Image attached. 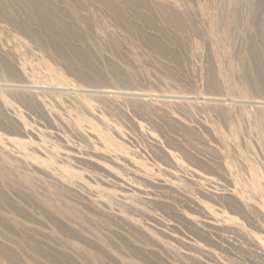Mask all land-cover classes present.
Listing matches in <instances>:
<instances>
[{"label":"rangeland","instance_id":"rangeland-1","mask_svg":"<svg viewBox=\"0 0 264 264\" xmlns=\"http://www.w3.org/2000/svg\"><path fill=\"white\" fill-rule=\"evenodd\" d=\"M41 1L0 0V245L264 264V0Z\"/></svg>","mask_w":264,"mask_h":264},{"label":"bare ground","instance_id":"bare-ground-1","mask_svg":"<svg viewBox=\"0 0 264 264\" xmlns=\"http://www.w3.org/2000/svg\"><path fill=\"white\" fill-rule=\"evenodd\" d=\"M24 2V4H28L30 6V8H32L33 10V13L34 15L42 22H44V24L46 25V27L48 29H50L51 31H55L56 33L58 32L59 30V25L57 24V21L56 19L52 18L50 16L51 19L47 20V18H49V14L45 11V9L42 8V5H41V0H22ZM128 3L130 4H135V2H138L139 0H126ZM157 1V0H156ZM142 2V1H140ZM148 4V3H147ZM140 5V4H138ZM189 7V6H188ZM221 7V6H220ZM231 7V6H230ZM115 8V7H114ZM117 8V7H116ZM239 9V8H238ZM19 11V10H18ZM171 12V11H170ZM227 12V11H226ZM32 13V14H33ZM169 13V12H168ZM237 13V12H236ZM168 16V15H167ZM172 16V15H171ZM8 17V16H7ZM170 17V16H168ZM235 17V16H234ZM245 18V17H244ZM170 19V18H169ZM178 19V18H177ZM49 31V30H48ZM36 33V32H35ZM51 33V32H50ZM38 34V33H37ZM53 34V33H52ZM58 49V48H57ZM255 57V56H253ZM260 63V62H259ZM233 64V63H232ZM262 65V64H260ZM254 66V65H253ZM260 67V66H259ZM263 67V66H262ZM238 70V69H237ZM211 72V71H210ZM211 74V73H210ZM214 75V74H213ZM211 77V76H210ZM254 77V76H253ZM260 77V76H259ZM256 79V78H255ZM260 79V78H259ZM259 81V80H258ZM212 83V82H211ZM215 83V82H214ZM26 85V84H24ZM212 85V84H211ZM243 85V84H242ZM14 86V85H13ZM217 86V85H216ZM24 87V86H23ZM26 89H32V87H30V84L29 86H25ZM24 87V88H25ZM209 102H212V103H222L221 101V98L219 99H210ZM213 105V104H212ZM218 105V104H217ZM262 133V132H261ZM8 218V217H7ZM1 219V217H0ZM7 225V224H6ZM10 227V226H9ZM26 228V227H25ZM19 229V228H18ZM1 231V230H0ZM20 231V230H19ZM25 231V230H23ZM2 232V231H1ZM25 233V232H24ZM26 234V233H25ZM28 235V234H26ZM33 237V236H32ZM30 239V237H29ZM36 241V240H35ZM26 242V241H25ZM30 243V242H29ZM39 244V243H37ZM43 245V244H42ZM10 248V247H9ZM36 253H39L40 254V251L39 250H36ZM99 253V252H98ZM0 254L9 262V264H20L19 262V259L16 255H14L12 253V251H10L9 249H7L6 247H3L0 245ZM92 255V254H91ZM1 256V257H2ZM46 257V256H45ZM49 257V256H48ZM91 261V260H90ZM71 263V262H70Z\"/></svg>","mask_w":264,"mask_h":264}]
</instances>
